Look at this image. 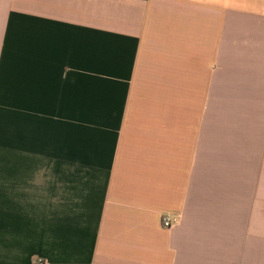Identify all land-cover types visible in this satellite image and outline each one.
Returning <instances> with one entry per match:
<instances>
[{"label":"crops","instance_id":"0c3cea01","mask_svg":"<svg viewBox=\"0 0 264 264\" xmlns=\"http://www.w3.org/2000/svg\"><path fill=\"white\" fill-rule=\"evenodd\" d=\"M38 259L264 264V0H0V264Z\"/></svg>","mask_w":264,"mask_h":264},{"label":"built area","instance_id":"2783aa9c","mask_svg":"<svg viewBox=\"0 0 264 264\" xmlns=\"http://www.w3.org/2000/svg\"><path fill=\"white\" fill-rule=\"evenodd\" d=\"M179 223V218L178 217H173L170 215H165L161 217V225L165 229H171L175 225ZM35 264H48V262L44 259H38Z\"/></svg>","mask_w":264,"mask_h":264}]
</instances>
